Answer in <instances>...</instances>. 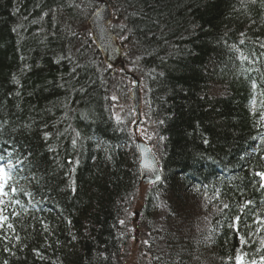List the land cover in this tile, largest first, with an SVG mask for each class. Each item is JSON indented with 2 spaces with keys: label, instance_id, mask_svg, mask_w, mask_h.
<instances>
[{
  "label": "trees",
  "instance_id": "obj_1",
  "mask_svg": "<svg viewBox=\"0 0 264 264\" xmlns=\"http://www.w3.org/2000/svg\"><path fill=\"white\" fill-rule=\"evenodd\" d=\"M102 1L0 0V155L23 160L9 182L18 191L1 197L0 264H117L122 254L140 156L110 108L127 84L87 22ZM109 2L155 122L162 176L140 216L149 264L242 254L259 264L264 0Z\"/></svg>",
  "mask_w": 264,
  "mask_h": 264
},
{
  "label": "rangeland",
  "instance_id": "obj_2",
  "mask_svg": "<svg viewBox=\"0 0 264 264\" xmlns=\"http://www.w3.org/2000/svg\"><path fill=\"white\" fill-rule=\"evenodd\" d=\"M133 71V67L129 68ZM123 70V69H122ZM121 69L118 72V78L126 85V89L124 91L121 90L120 94L114 93L112 98V103L110 108L112 109V113L116 120H120L122 123L128 125L131 130H133L134 136L137 138L138 136L144 141H148L150 144L154 143L155 136V122L148 115L147 109L144 108L142 111V121L138 124L136 129H133L134 124L137 122V115L132 108V99L130 97L131 89L134 87L133 79H130L129 76L122 74ZM122 71V72H121ZM139 81H141L139 79ZM142 86V85H141ZM126 92V95H125ZM144 92L142 86V93ZM115 97V99H113ZM151 185H145L140 183V187L137 190L136 197L134 198L131 209L127 212L124 221V230L126 231V243L122 250V254L118 257L116 263L117 264H149L151 256L148 254L146 247L148 246V231L145 229L146 224L141 225V221L143 219L140 217L143 209V205L147 199V193ZM138 210L139 221L136 222L135 214ZM198 218L195 219L198 222L201 218L200 214H197ZM200 225V224H199ZM153 233V232H152Z\"/></svg>",
  "mask_w": 264,
  "mask_h": 264
},
{
  "label": "water",
  "instance_id": "obj_3",
  "mask_svg": "<svg viewBox=\"0 0 264 264\" xmlns=\"http://www.w3.org/2000/svg\"><path fill=\"white\" fill-rule=\"evenodd\" d=\"M112 10L106 2L104 6L96 10V13L89 19L90 27L94 33V39L98 44L102 53L106 56L108 63H117L120 53L119 43H117L115 34L109 29L111 22ZM131 97H133V107L138 116V123L142 121V97L140 82L136 81L132 89ZM136 124V125H137ZM134 126V128L136 127ZM137 147L140 152L141 174L145 184L157 181V176H161L159 162L156 155L148 142L137 139Z\"/></svg>",
  "mask_w": 264,
  "mask_h": 264
},
{
  "label": "snow or ice",
  "instance_id": "obj_4",
  "mask_svg": "<svg viewBox=\"0 0 264 264\" xmlns=\"http://www.w3.org/2000/svg\"><path fill=\"white\" fill-rule=\"evenodd\" d=\"M241 35H243V33H241ZM123 38L126 39L127 37H123ZM241 43H243V41H241ZM262 47H264V45H262ZM241 59H247V57L241 54ZM161 75H163V73H161ZM252 87L256 88L257 85L253 83ZM113 99H115V97H113ZM48 135L49 133L46 132L45 139H47ZM77 136H79V133H77ZM161 139H163V137H161ZM204 142L207 143V140H205ZM76 143H77L76 139H73L72 144L75 146ZM11 155H12L11 153H8L7 158L4 155H0V197H6L8 195V191L6 190H10L11 192L18 191V189L15 186H12L9 182L12 181V173L15 171H19L16 165L23 166V160L17 159L16 163L13 164L11 162ZM76 163H78V161H76ZM256 175L264 179V171L257 172ZM157 179H160V177L157 176ZM261 187H264V184H262ZM3 203H4V200L0 198V204H3ZM17 203L19 202L17 201ZM250 203L251 201L246 202V204H250ZM224 208H228V205L225 204ZM7 219H8L7 217L3 216L2 211H0V222L6 221ZM234 220L236 223H238L240 220V217H235ZM121 223H123V221H121ZM257 223H260L261 226L264 227V222L260 221L259 218H257ZM8 228L12 229L13 226L11 224H8ZM4 239H8V237H4ZM16 239L19 240V237L17 236ZM262 243H264V241H262ZM5 251H8V249L5 248ZM245 255L246 254L237 255L236 264H246L245 259H244ZM4 264H7V261H5ZM250 264H258V262L257 260L253 259L250 261ZM259 264H264V256L259 257Z\"/></svg>",
  "mask_w": 264,
  "mask_h": 264
},
{
  "label": "bare ground",
  "instance_id": "obj_5",
  "mask_svg": "<svg viewBox=\"0 0 264 264\" xmlns=\"http://www.w3.org/2000/svg\"><path fill=\"white\" fill-rule=\"evenodd\" d=\"M106 2L110 5V9L112 10V7H111V4H110L109 0H103L102 3L100 4V6H98V7L95 9V12H94V13L88 18V21H89V19H90L95 13H96V10L99 9L100 7L104 6ZM112 12H113V14H112V16H111V20H110L111 22L109 23V29L115 34V36H116V40H117V43H119V45H120V46H119V52H118V54L120 53V57H119L117 63H115V64L108 63L106 56L102 53V51H101L100 48H99V50H100L101 54L103 55V57L105 58V62H106V64H107V65H110V66L113 67V70H112L113 74H116L117 71H118L119 69H121V66H123V65H127V64H126V59H125V57H126V55H127V48H126V46H125L123 43H121L120 37H118L117 34L112 30L111 24H112V22H113L112 20H113V17H114V10H112ZM88 21H87V22H88ZM88 26H89V28L91 29V27H90V23H89V22H88ZM94 40H95V39H94ZM121 70H122V69H121ZM137 148H138V147H137ZM138 152H139V151H138ZM139 156H140V152H139ZM156 159H157V161H158V157H157V155H156ZM139 163H140V157H139ZM140 174H141V163H140ZM160 178H161V176H160ZM158 180H159V179H158ZM158 180L155 181V182H152V183H147V184H145L144 181H143V179H142V174H141V182H140V183H143V184H145V185H151V186H152V185H154L155 183H157ZM135 218H136V214H135ZM136 222H137V218H136ZM209 230H210V229H209Z\"/></svg>",
  "mask_w": 264,
  "mask_h": 264
}]
</instances>
